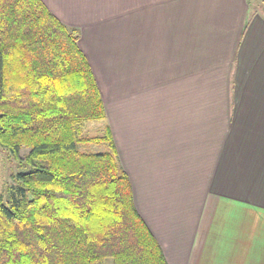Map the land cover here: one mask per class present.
I'll list each match as a JSON object with an SVG mask.
<instances>
[{"label": "crops", "instance_id": "obj_1", "mask_svg": "<svg viewBox=\"0 0 264 264\" xmlns=\"http://www.w3.org/2000/svg\"><path fill=\"white\" fill-rule=\"evenodd\" d=\"M97 80L168 264H264V12L249 0H43Z\"/></svg>", "mask_w": 264, "mask_h": 264}, {"label": "trees", "instance_id": "obj_2", "mask_svg": "<svg viewBox=\"0 0 264 264\" xmlns=\"http://www.w3.org/2000/svg\"><path fill=\"white\" fill-rule=\"evenodd\" d=\"M249 5L245 29L264 12V0ZM106 117L77 29L43 0H0V148L28 168L0 195V264H168L110 125L84 134L85 121Z\"/></svg>", "mask_w": 264, "mask_h": 264}, {"label": "rangeland", "instance_id": "obj_3", "mask_svg": "<svg viewBox=\"0 0 264 264\" xmlns=\"http://www.w3.org/2000/svg\"><path fill=\"white\" fill-rule=\"evenodd\" d=\"M255 3H260V0H253ZM261 10V9H260ZM106 120L99 121H85L83 124L84 134L88 135H101L106 127ZM79 148L86 152H100L107 149L106 143H83ZM28 152V148L23 147L20 151V158ZM28 168L16 158L10 151L0 148V195H4L6 199L13 191L14 186L17 185L16 173ZM10 199V198H9Z\"/></svg>", "mask_w": 264, "mask_h": 264}]
</instances>
